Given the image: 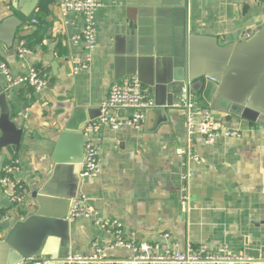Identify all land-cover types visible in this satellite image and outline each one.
Instances as JSON below:
<instances>
[{
  "label": "crops",
  "instance_id": "crops-1",
  "mask_svg": "<svg viewBox=\"0 0 264 264\" xmlns=\"http://www.w3.org/2000/svg\"><path fill=\"white\" fill-rule=\"evenodd\" d=\"M39 1L0 0V23L15 17L22 22L17 35L30 34L34 27L26 24L37 12ZM99 2L101 6L95 14L96 46L89 66L77 73L74 64L84 63L87 49L72 39L82 34L85 22L76 14L63 13L56 1L47 18L49 28L35 50L20 58L17 40L13 50L0 43V63L8 67L11 76H25L38 66L48 71L50 85L33 93L26 87L8 88L7 77L0 71V87L9 92L8 105L24 131V138L55 146L66 130L79 128L83 133L89 119L100 118V105L113 84L131 76L140 81L146 79L144 72L140 71L139 76L140 53L153 52L157 56L161 46L166 45L175 57L178 38L180 58L184 13L175 16L160 0ZM188 12L191 31L216 37L222 46L245 41L264 27V0H189ZM151 94L154 97L152 90ZM21 95L30 103L28 106ZM196 96L203 103L199 93ZM112 114L127 117L130 112ZM220 115L242 135L221 138L211 144L197 134L193 152L198 161L179 155L187 144V135L186 116L177 109L150 110L140 130L101 126L89 135L98 150L101 172L85 180L68 166L55 174L51 155L40 149L22 148L15 155L21 169L14 178L28 191L22 206L26 216H20L12 204L6 208L7 197L0 188V212L5 213L1 223L30 215L31 193L43 187L59 197L69 198L71 208L77 197L85 196L99 219L122 224L128 240L158 244L160 249L177 242L182 249L191 244L195 248L205 246L211 252L223 246L234 254L260 251L264 248V129L247 122L237 124L230 116ZM63 150L65 155L73 151L70 142ZM13 160L4 151L0 154V168ZM186 171L193 176L185 207L182 176ZM166 234L170 240L164 238ZM114 240L112 233L101 230L92 220L83 217L70 220L69 256H92L97 246L103 249L102 256L106 259L129 257L131 253L122 248L104 250ZM50 259L44 256L41 260L66 264Z\"/></svg>",
  "mask_w": 264,
  "mask_h": 264
},
{
  "label": "water",
  "instance_id": "water-1",
  "mask_svg": "<svg viewBox=\"0 0 264 264\" xmlns=\"http://www.w3.org/2000/svg\"><path fill=\"white\" fill-rule=\"evenodd\" d=\"M176 16L185 15L182 34V53L170 55L169 46L162 45L157 56L153 52L137 58L142 83L154 93L157 108H173L184 88L199 93L203 103L219 114L228 115L234 123L247 122L264 129V27L245 41L222 46L212 36L191 31L189 0H160ZM20 2V0H16ZM22 22L9 17L0 23V43L13 50ZM178 31L175 32V35ZM181 61V63H179ZM9 92L0 87V154L6 151L11 157L29 148L51 155L55 174L62 167H72L79 174L84 159L87 138L77 128L66 130L56 145L24 138V131L15 120L8 105ZM101 113V112H100ZM95 118L86 123L89 124ZM72 152L63 154L65 144ZM82 145V149H81ZM31 213L23 220L3 221L0 229V264H26L50 256L51 261H65L70 249L71 200L61 198L43 187L33 189ZM76 198V197H75ZM5 205H11L7 197ZM10 204V205H9ZM264 241V239H262ZM245 256L254 264H264V248L248 250Z\"/></svg>",
  "mask_w": 264,
  "mask_h": 264
},
{
  "label": "built area",
  "instance_id": "built-area-1",
  "mask_svg": "<svg viewBox=\"0 0 264 264\" xmlns=\"http://www.w3.org/2000/svg\"><path fill=\"white\" fill-rule=\"evenodd\" d=\"M65 14H76L84 19L85 25L80 36L72 40L75 44L83 43L87 49L84 63L74 64V73L80 68H87L96 46L97 21L96 11L101 6L99 0H55ZM36 23V20L32 21ZM30 51L25 48L24 42H19L17 54L20 58L28 55ZM76 63V61H74ZM2 71L8 81V88L31 87L40 92L49 86L47 76L41 77L35 69H31L25 76L13 77L8 67L0 63ZM157 108L151 90L144 86L137 76H131L121 83L111 86L108 96L100 105L101 116L98 120L87 124L83 134L87 138L84 148V159L80 165L79 178L81 180L92 178L101 172L100 158L97 147L90 140L89 135L95 133L101 126H109L114 130L125 127L140 130L143 127L146 114ZM186 116L187 144L181 148L179 155L187 160L198 161L194 154V137L199 134L208 143H216L221 138H240L241 132L230 125L224 115L215 114L196 96V93L184 88L173 106ZM130 112L127 117H118L113 112ZM18 160L7 163L0 168V188L9 198L15 208H20L28 194L27 188L15 180L14 176L20 171ZM193 173L186 171L182 176V203L186 207L189 203L188 186ZM83 217L94 221L101 230L112 233L115 240L104 250L122 248L131 253L127 258L109 260L103 257V249L95 247V253L89 257L68 256L66 264H254L252 259L244 254H234L228 246H223L211 252L205 246L195 248L187 244L183 249L177 242H171L160 249L158 244L139 243L135 239L128 240L124 236V229L119 221H106L98 218V212L91 208L85 196L77 197L73 201L70 211V220ZM170 240V235L164 236ZM42 259V258H41ZM35 260L33 264H48L49 260Z\"/></svg>",
  "mask_w": 264,
  "mask_h": 264
},
{
  "label": "trees",
  "instance_id": "trees-1",
  "mask_svg": "<svg viewBox=\"0 0 264 264\" xmlns=\"http://www.w3.org/2000/svg\"><path fill=\"white\" fill-rule=\"evenodd\" d=\"M55 0H40L38 4V10L37 12L28 20L27 26L32 28L34 27L33 31L28 35H17V42H24L25 48H27L29 51L35 50V48L42 44L44 35L49 28V23L47 22V18L50 16V7L54 4ZM36 20V23H33L32 21ZM35 70L39 73L41 77L47 76V79L49 81L48 71L38 66L35 68ZM50 85V81H49ZM28 89L29 93H33L34 89L31 87H26ZM22 96V99L24 100L25 106H28L30 103L27 102V100ZM14 160H17V156L13 157ZM13 160V161H14ZM11 161V162H13ZM9 162V163H11ZM19 211V215L22 217L26 216L25 211H23V208H17ZM5 216V213L3 211L0 212V223L2 218Z\"/></svg>",
  "mask_w": 264,
  "mask_h": 264
}]
</instances>
